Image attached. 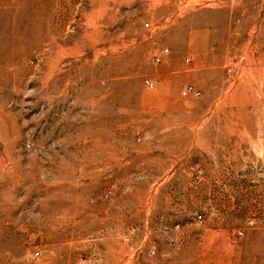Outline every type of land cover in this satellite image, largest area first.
<instances>
[{"label": "rangeland", "instance_id": "obj_1", "mask_svg": "<svg viewBox=\"0 0 264 264\" xmlns=\"http://www.w3.org/2000/svg\"><path fill=\"white\" fill-rule=\"evenodd\" d=\"M0 264H264V0H0Z\"/></svg>", "mask_w": 264, "mask_h": 264}, {"label": "built area", "instance_id": "obj_2", "mask_svg": "<svg viewBox=\"0 0 264 264\" xmlns=\"http://www.w3.org/2000/svg\"><path fill=\"white\" fill-rule=\"evenodd\" d=\"M145 24L148 25V23H145ZM167 54H168V48L166 46L162 47L154 55V61H162ZM185 60L189 61L190 60L189 56H186ZM145 83L146 84H152L153 79L152 78H146ZM180 93L182 95H190L191 94V95L197 96V95L201 94V90L198 87H196L193 83L187 82L181 87ZM198 218H201V215H198ZM37 255H38V251H34L32 254V257H36Z\"/></svg>", "mask_w": 264, "mask_h": 264}]
</instances>
